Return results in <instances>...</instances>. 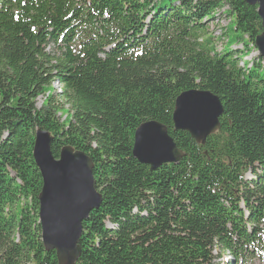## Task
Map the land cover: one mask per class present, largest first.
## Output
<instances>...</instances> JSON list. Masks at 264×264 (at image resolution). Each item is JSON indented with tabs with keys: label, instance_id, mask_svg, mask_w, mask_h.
Wrapping results in <instances>:
<instances>
[{
	"label": "trees",
	"instance_id": "trees-1",
	"mask_svg": "<svg viewBox=\"0 0 264 264\" xmlns=\"http://www.w3.org/2000/svg\"><path fill=\"white\" fill-rule=\"evenodd\" d=\"M221 9L245 50H216L209 21ZM262 32L245 0H0V264H59L42 241L39 128L55 157L72 146L94 163L102 202L77 264L264 260V59L240 66ZM197 88L224 106L205 144L173 120ZM149 120L168 127L179 163L151 170L134 157Z\"/></svg>",
	"mask_w": 264,
	"mask_h": 264
},
{
	"label": "water",
	"instance_id": "water-1",
	"mask_svg": "<svg viewBox=\"0 0 264 264\" xmlns=\"http://www.w3.org/2000/svg\"><path fill=\"white\" fill-rule=\"evenodd\" d=\"M245 1L258 7L263 32L257 36L255 46L264 58V0ZM223 112L222 100L210 90L184 91L176 100L175 130L187 131L197 142L205 144L221 128ZM53 139L48 130L37 129L34 159L43 178L39 196L42 241L48 251L56 252L59 264H77L82 253L83 222L100 207L102 194L91 157L82 150L64 146L57 158L52 152ZM133 154L151 170L177 164L185 156L168 127L157 120L145 121L137 128Z\"/></svg>",
	"mask_w": 264,
	"mask_h": 264
},
{
	"label": "rangeland",
	"instance_id": "rangeland-1",
	"mask_svg": "<svg viewBox=\"0 0 264 264\" xmlns=\"http://www.w3.org/2000/svg\"><path fill=\"white\" fill-rule=\"evenodd\" d=\"M226 9V8H225ZM225 9L219 10L215 17L209 21V34L213 38V43L218 52H224L225 46L229 48V45L232 46L233 50H245V45L237 43V33L233 31L234 23L233 19L227 15ZM249 49H251L248 55H242L240 59V66L250 67L252 62L258 57V50L254 45L250 44ZM53 87L57 93L60 92V86L57 82L53 83ZM47 95H41L37 99V107L40 109L46 100ZM68 108V106H66ZM62 120L65 119L66 113L60 114ZM254 177V173L248 172L246 178L250 179ZM214 263L215 264H230L231 259L229 253L223 255L220 251L214 252ZM236 264V263H235ZM249 264H264L263 259H253Z\"/></svg>",
	"mask_w": 264,
	"mask_h": 264
}]
</instances>
